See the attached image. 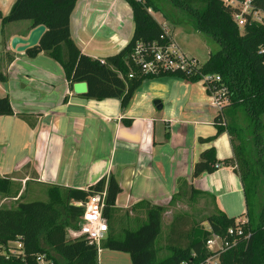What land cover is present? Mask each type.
Wrapping results in <instances>:
<instances>
[{
	"label": "trees",
	"instance_id": "16d2710c",
	"mask_svg": "<svg viewBox=\"0 0 264 264\" xmlns=\"http://www.w3.org/2000/svg\"><path fill=\"white\" fill-rule=\"evenodd\" d=\"M77 2L16 0L9 14L0 16L3 24L29 20L31 28L45 25L46 31L39 44L28 49L26 54L36 57L45 52L62 66L65 78L71 84H87L86 92L81 94L85 98H120L122 108L127 110L144 80L157 76L142 73L132 60L139 43L165 44L173 39L171 34L166 36L162 23L152 15L153 11L164 12L170 19L169 11L173 9L169 10V7L167 10V7L171 6L178 10L177 22L189 23L220 44V49L210 52L197 74L167 71L160 75L177 76L187 83L198 82L205 74L222 76L228 102L214 116L216 135L201 137L199 141L210 143L220 133L227 132L233 156L219 159L214 146L205 149L194 165L191 178L213 174L222 166H231L239 174L246 203L244 214L249 219L246 227L249 235L241 239L236 247L223 253L222 264H264V204L257 209L264 186V24L253 22L248 16L241 31L234 19L240 9L225 0H128L134 22L132 37L119 52L106 57V64H103L101 59L83 53L72 37L71 16ZM252 3L264 9V0H252ZM131 73L132 78L129 77ZM3 76L0 72L1 79ZM204 85L208 95L211 94L208 85ZM14 113L10 98L0 96V116ZM14 186L18 189L14 190ZM20 188L11 177L0 174V193L5 198L18 197L15 205L0 206V245L4 249L10 242L22 245L21 255L0 253V264H37L38 253H46L48 258L54 259V264H99L97 245L83 237H69L68 229L79 228L92 191L104 190L107 193L104 215L115 228L114 210L123 188L113 174L100 178L89 190L51 184L47 189V200L27 201L25 193L19 195ZM187 194L191 200H198L199 196L209 197L213 202L216 199L214 194L197 189L188 179L182 178L179 190L169 204L180 201ZM169 204L162 206L149 201L140 202L136 207L147 209V221L136 229H125L123 239H118L117 234L111 232L102 242L101 249L127 252L131 256V264H178L193 252H201L211 231L193 217L181 215L170 223L169 255L158 257L155 241ZM62 210L66 216L64 221ZM235 220L236 217H230L215 207L206 221L214 232L224 235ZM43 240L63 259L53 257L43 245Z\"/></svg>",
	"mask_w": 264,
	"mask_h": 264
},
{
	"label": "crops",
	"instance_id": "0c3cea01",
	"mask_svg": "<svg viewBox=\"0 0 264 264\" xmlns=\"http://www.w3.org/2000/svg\"><path fill=\"white\" fill-rule=\"evenodd\" d=\"M116 2L114 0L111 6L106 5L105 8L97 5L99 0H78L76 4L71 16V34L83 53L92 58L105 59L129 42L128 37L126 41H123V37L116 49H112L115 52L98 55L110 52L115 32L120 29L117 24L120 20L114 18L111 21L110 18ZM106 24L112 30L102 34ZM32 30L30 22L22 32L13 33L8 39L6 37L3 58L6 64L0 71L4 75L0 78V90L5 92L3 85H7L6 94L15 111L13 115L0 116V174L11 177L19 184V195L25 193L27 198L37 194L39 185L48 188L51 184L88 190L100 178L113 174L123 188L114 210L116 222L122 212L128 217L141 209L136 206L142 201L162 206L169 204L177 194L182 178L188 179L195 188L198 180L206 179L216 202L228 194V185L223 180L218 182L212 178L214 173H206L193 180L192 174L186 175L191 168L194 170L202 152L198 159L196 154L191 159H185L181 154L175 165L160 157L166 152V140L171 137V131L167 128L172 124V119L167 122L147 114L137 116L122 106L111 108L105 99L85 98L81 94L86 92L87 84H71L65 78L62 66L45 52L29 57L26 52H18L11 47L13 37H28ZM133 30L134 22L132 33ZM96 40L98 43L93 45ZM17 66L29 67L32 73L39 72L44 76H11ZM13 83L18 86L14 87ZM186 89L187 93L190 89L192 102L189 105L195 110L197 100L194 98L200 95L199 101L204 102L203 92L195 90L193 86ZM173 100L180 104L176 96ZM184 101L180 105H186L187 100ZM213 119L205 125L196 124L194 138L198 142L201 137L207 138L217 131ZM173 120V124L182 121ZM163 123H166L165 133ZM201 144L207 146L205 149L212 147L211 142ZM224 167H229L239 176L233 167ZM12 200L16 202L18 197H3L0 206Z\"/></svg>",
	"mask_w": 264,
	"mask_h": 264
},
{
	"label": "rangeland",
	"instance_id": "374dc122",
	"mask_svg": "<svg viewBox=\"0 0 264 264\" xmlns=\"http://www.w3.org/2000/svg\"><path fill=\"white\" fill-rule=\"evenodd\" d=\"M16 0H0V15L6 16L9 14L14 2ZM114 0H99V5L102 8H105L106 5L111 6ZM113 5L112 12L110 14L111 21L112 19L120 20L118 22L119 31L115 32L116 35L112 41V47L110 52L106 51L103 54H98L99 56H106L115 52L116 46L118 42L122 40L126 41V37H128L130 41V36L132 37V27H133V15L132 9L128 2V0H117L116 7ZM170 7V9H169ZM170 13V19L168 16L164 14V12H156L153 11L152 15L156 18V20L162 23L165 26V29L168 30L169 34L173 38H175L176 42L181 47L182 51L185 52L188 56L196 58L199 63L204 64L209 56L210 52L217 51L220 49V44L212 39L210 36L195 30L189 23H182L181 21L177 22L178 10L172 8L171 6L167 7V10ZM174 11V12H173ZM75 14V13H74ZM0 16V71L3 70L6 61L5 56V44L4 41L8 39L13 33L22 32L29 26V20H20L9 22L7 24H3L2 17ZM111 24V23H109ZM106 24L102 29V34H107L111 32V26ZM116 26V27H118ZM110 29V30H109ZM241 31L243 28L240 27ZM174 34V36H173ZM5 35V37H4ZM7 37V39H6ZM5 38V39H4ZM10 38V37H9ZM128 41V40H127ZM98 40H96L93 45H96ZM121 43V42H120ZM124 43V42H123ZM128 42H126L127 44ZM125 44V45H126ZM124 45V46H125ZM123 46V47H124ZM12 47V46H11ZM120 50V49H119ZM118 50V51H119ZM117 51V52H118ZM116 53V52H115ZM26 67V66H25ZM19 67L17 66L11 76H44L39 72H31L29 67ZM85 84V83H83ZM14 87H17V83L12 84ZM7 91V85H3ZM195 88L198 91L203 92L202 96L205 97L204 102L200 99V95H197V107L196 109H192L191 105H189L191 101L190 98V89L187 93L186 88ZM186 90V91H185ZM0 90V96H6L7 92ZM197 91V92H198ZM197 92L194 94L196 95ZM205 94V95H204ZM179 99L180 104L186 101V105H180L176 103V100H173L174 97ZM184 99V100H182ZM194 100V101H195ZM106 102L110 103L111 108H120L121 102L118 98H109L105 99ZM156 101H160L163 105L162 109H158L156 106ZM214 98L206 93V86L204 85V80H199L198 82L187 83L182 78L171 75H157L156 77L149 78L144 80L143 85L136 91L134 100L130 107L127 110H130L131 113L137 116H146L151 115L156 118H162L163 120L169 122L172 119V124L167 128V130L171 131L170 139L165 142V153L161 154V158L171 164L175 165L177 160H180V155L183 157L190 158L193 157V154L197 155V159L199 154L207 147L206 145L198 142L196 138H194L195 126L198 123L207 124L208 121H212L214 114L218 111V107L213 103ZM179 117V118H178ZM173 119H181L182 121L173 124ZM165 125L163 123V130L165 133ZM174 125V126H173ZM203 125V126H204ZM217 131L213 132L211 135H216ZM212 146H215L216 149V157L219 159L229 158L233 156V148L230 143V138L227 132L220 133L215 137V139L211 142ZM179 158V159H178ZM229 167L222 166L219 171L214 173L213 177L216 181L220 182L223 180V183L227 184V195L223 196L218 200V202H213L209 197L199 196L198 200H191L190 195L187 194L185 198L180 201H173L168 205L166 211L163 213L161 230L158 238L155 241V248L158 253L159 258H164L169 255L170 251L167 247V242L169 240V231H170V223L178 216L188 215L193 217L199 224L207 226L209 224L207 220V216L214 210L215 207L219 209H223L225 213H227L230 217L240 218L244 216L246 212V204L245 198L242 190V182L238 175H236L233 171L228 169ZM190 169V168H189ZM193 169L188 170L186 175H191ZM196 188L208 191V181L198 180L196 183ZM14 190L18 189L14 186ZM48 188L39 185L37 188V194H31L26 198L27 201L31 200H47L48 199ZM3 194L0 193V200L3 198ZM16 202L7 201L5 205H15ZM264 204V186L260 192L259 196V205L257 209H261V206ZM63 209V208H62ZM62 221L66 218L64 214V210H62ZM246 216V215H245ZM147 221V209L142 208L134 211L128 217L125 212H122V216L115 222V228L111 226L109 223L110 231L117 234L118 239H123L125 234V229H136L141 224ZM208 227V226H207ZM72 230H76L75 228L68 229V236L74 237ZM13 246H18L19 244L16 242L11 243ZM43 245L48 248L51 252L52 256L56 259L62 260L63 258L52 249L46 242L43 240ZM99 264H131V256L129 253L124 251L112 250L109 248H102L99 253Z\"/></svg>",
	"mask_w": 264,
	"mask_h": 264
},
{
	"label": "built area",
	"instance_id": "2783aa9c",
	"mask_svg": "<svg viewBox=\"0 0 264 264\" xmlns=\"http://www.w3.org/2000/svg\"><path fill=\"white\" fill-rule=\"evenodd\" d=\"M144 1V0H137ZM226 3L238 7L240 9L234 16L235 21L240 27L246 24L248 16L251 21L264 24V9L257 8L252 0H225ZM165 29V26H163ZM166 36L169 35L165 29ZM165 35L162 36V39ZM264 52V48L262 49ZM132 60L137 65L141 72L149 75H160L167 71H182L188 74H197L202 67L199 61L188 56L181 50L179 45L170 38L169 43L160 44L154 42L150 45L139 43L132 54ZM103 64H106L105 59H101ZM133 77V73L129 75ZM211 91L210 96L214 98V105L220 111L227 104L228 99L225 97L226 87L223 86V78L220 74H205L201 76ZM89 190V189H88ZM106 190L92 191L87 203L85 204V212L79 223V228L72 230L73 236L83 237L91 244L97 245L101 250L102 242L106 239L110 226L107 218L104 215L106 202ZM78 205H83L78 203ZM249 219L248 216L236 218L235 224L228 228L224 235L214 232L208 224L207 228L211 231V235L205 241L204 248L201 252H193L188 259L181 261L178 264H222V255L228 250L236 247L240 240L246 238L249 233L246 231ZM10 242L6 249L0 245V253L10 255H21L22 247L19 245L13 246ZM37 264H54V259L48 258L46 253H38L36 255Z\"/></svg>",
	"mask_w": 264,
	"mask_h": 264
},
{
	"label": "water",
	"instance_id": "95a60500",
	"mask_svg": "<svg viewBox=\"0 0 264 264\" xmlns=\"http://www.w3.org/2000/svg\"><path fill=\"white\" fill-rule=\"evenodd\" d=\"M46 31L45 25H39L30 32L28 37L15 36L11 40V46L18 52H26L28 49L39 44L43 34ZM157 108L162 109L163 105L160 101H156Z\"/></svg>",
	"mask_w": 264,
	"mask_h": 264
}]
</instances>
